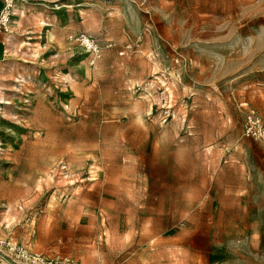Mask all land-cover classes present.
<instances>
[{
  "label": "rangeland",
  "instance_id": "obj_1",
  "mask_svg": "<svg viewBox=\"0 0 264 264\" xmlns=\"http://www.w3.org/2000/svg\"><path fill=\"white\" fill-rule=\"evenodd\" d=\"M257 122L264 0L19 2L0 264H264Z\"/></svg>",
  "mask_w": 264,
  "mask_h": 264
},
{
  "label": "built area",
  "instance_id": "obj_2",
  "mask_svg": "<svg viewBox=\"0 0 264 264\" xmlns=\"http://www.w3.org/2000/svg\"><path fill=\"white\" fill-rule=\"evenodd\" d=\"M22 1L23 0H3V4L0 9V30H2L8 25V23L10 22L11 18L14 15V10L16 6L18 5L19 2H22ZM87 44H88V40H87ZM256 126L261 128L264 133V126L260 122H257ZM65 261H66V264H75L73 262H70L69 260H65Z\"/></svg>",
  "mask_w": 264,
  "mask_h": 264
},
{
  "label": "crops",
  "instance_id": "obj_3",
  "mask_svg": "<svg viewBox=\"0 0 264 264\" xmlns=\"http://www.w3.org/2000/svg\"><path fill=\"white\" fill-rule=\"evenodd\" d=\"M2 4H3V0H0V9L2 7Z\"/></svg>",
  "mask_w": 264,
  "mask_h": 264
}]
</instances>
